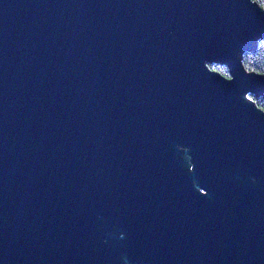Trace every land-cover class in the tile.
Segmentation results:
<instances>
[{
	"label": "water",
	"instance_id": "obj_1",
	"mask_svg": "<svg viewBox=\"0 0 264 264\" xmlns=\"http://www.w3.org/2000/svg\"><path fill=\"white\" fill-rule=\"evenodd\" d=\"M262 40L255 0H0V264H264Z\"/></svg>",
	"mask_w": 264,
	"mask_h": 264
},
{
	"label": "trees",
	"instance_id": "obj_2",
	"mask_svg": "<svg viewBox=\"0 0 264 264\" xmlns=\"http://www.w3.org/2000/svg\"><path fill=\"white\" fill-rule=\"evenodd\" d=\"M264 8V0H255ZM242 62L245 68L249 71L258 72L264 74V40L259 41L256 45V48L250 52H246L241 55ZM212 69L221 72L222 74L230 77L231 72L230 69L223 65H213ZM251 100L255 101L256 105L264 111V98L250 96ZM184 162H186V158L183 157ZM253 178V177H252Z\"/></svg>",
	"mask_w": 264,
	"mask_h": 264
},
{
	"label": "rangeland",
	"instance_id": "obj_3",
	"mask_svg": "<svg viewBox=\"0 0 264 264\" xmlns=\"http://www.w3.org/2000/svg\"><path fill=\"white\" fill-rule=\"evenodd\" d=\"M247 97H248V96H247ZM187 163L189 164V166H192V164H191V160H190V159L187 160Z\"/></svg>",
	"mask_w": 264,
	"mask_h": 264
}]
</instances>
